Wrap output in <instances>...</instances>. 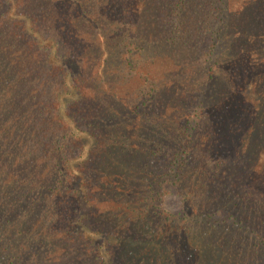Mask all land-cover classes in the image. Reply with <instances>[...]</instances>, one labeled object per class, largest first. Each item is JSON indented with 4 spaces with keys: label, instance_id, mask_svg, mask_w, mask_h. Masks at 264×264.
Returning <instances> with one entry per match:
<instances>
[{
    "label": "trees",
    "instance_id": "trees-1",
    "mask_svg": "<svg viewBox=\"0 0 264 264\" xmlns=\"http://www.w3.org/2000/svg\"><path fill=\"white\" fill-rule=\"evenodd\" d=\"M0 264H264V0H0Z\"/></svg>",
    "mask_w": 264,
    "mask_h": 264
},
{
    "label": "rangeland",
    "instance_id": "rangeland-1",
    "mask_svg": "<svg viewBox=\"0 0 264 264\" xmlns=\"http://www.w3.org/2000/svg\"><path fill=\"white\" fill-rule=\"evenodd\" d=\"M166 207L167 209L173 213L177 214L179 211V201L178 199L174 196V194H170L166 200Z\"/></svg>",
    "mask_w": 264,
    "mask_h": 264
}]
</instances>
